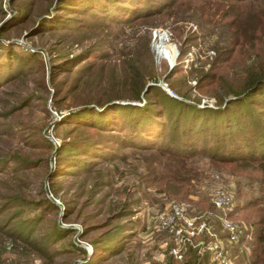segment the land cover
<instances>
[{
  "label": "rangeland",
  "instance_id": "rangeland-1",
  "mask_svg": "<svg viewBox=\"0 0 264 264\" xmlns=\"http://www.w3.org/2000/svg\"><path fill=\"white\" fill-rule=\"evenodd\" d=\"M63 1L0 0V61L10 49L16 60L25 62L16 76L0 85V128L6 129L0 135V158L12 156L8 168L0 170V193L24 198L21 218L40 212L34 228L35 241L42 247L36 249L0 232V264H166L171 254L177 260L173 250L182 249V244L160 229L156 218L170 200L183 201L187 215L205 223L230 264H253L251 247L258 230L251 225L250 211L242 209L257 198L255 207L264 211V182L256 178L258 167L214 163L202 154L172 160L155 151L119 149L72 175L48 177L56 167L53 146L88 134L91 138L105 134L85 127L88 121L71 118L70 113L111 104H142L140 98H130L131 77L120 65L127 58L137 61L138 77L197 109H215L233 99L235 90L263 66L264 0H173L162 13L143 22L98 19L74 22L71 29H46L45 19L51 20L50 11ZM231 24L252 31L246 46L252 42L260 56L244 58V65L235 64L233 57L225 73L219 71L224 75L223 87L231 90L225 94L199 78L212 72L210 63L216 54L233 42ZM256 35L260 41L253 42ZM93 46L96 58L85 52L83 59L75 57L76 66L75 59L65 61ZM32 53L39 55L31 58ZM168 69L173 71L167 73ZM60 118L63 123L52 126ZM24 160L32 163L25 166ZM174 169L187 180L164 181ZM215 189L232 197L231 209L222 212L211 204ZM40 204L46 206L41 210ZM242 212H247V218ZM224 216L244 227L238 244L226 240L220 224ZM47 236L53 241L44 249L40 242ZM199 238L211 237L200 233L195 240ZM106 240L113 242L105 246ZM197 256L190 264H213L208 252Z\"/></svg>",
  "mask_w": 264,
  "mask_h": 264
},
{
  "label": "trees",
  "instance_id": "trees-1",
  "mask_svg": "<svg viewBox=\"0 0 264 264\" xmlns=\"http://www.w3.org/2000/svg\"><path fill=\"white\" fill-rule=\"evenodd\" d=\"M172 1L65 0L63 4L58 5L59 8L50 11L53 16L49 17L51 20L45 19V22L48 23L46 29H71L74 27V22H89L98 19H109V21L125 24L134 21L143 22L144 19L162 13L172 4ZM218 1L236 3L246 0ZM251 15L257 16L256 12H252ZM257 21H261V19L258 18ZM236 25L231 24L229 28L233 35L231 45L216 54L210 63L209 71L212 72L207 71L199 78V82L208 80L209 83L221 88L225 94L231 90L228 91L229 87L227 86L223 87L225 85L224 75L219 71H223L233 57H236L235 64L241 62L240 65H244V58L258 59L260 56L257 47L253 48L252 42L246 46V36L252 31L246 32L244 25L243 27ZM256 40L260 41L258 35L255 36L253 42ZM85 52L92 53L94 58L98 56L94 46L86 47L80 54H76L74 57L70 56L71 58L66 57L65 61L68 62L75 57L77 60L83 59L82 56L86 55ZM181 52L180 49L178 56L181 55ZM21 55L25 56L27 53ZM38 55L32 53L31 58H37ZM4 56L5 58L0 61V85L16 76L18 74L17 69L23 68L25 65L22 60H16V54L10 49L9 52L6 50ZM90 57L88 56L87 59ZM77 60L73 61L75 66L78 63ZM262 64L264 66V62ZM120 65L131 77L129 80V87L132 91L130 98L138 101L140 98L142 101L139 102L142 104H111L98 110L82 108V110L70 113L71 118L88 121V125L85 127L105 134L94 138L88 134L87 138L79 137L77 140L62 141L53 146L56 151V167L49 174L48 180L53 177L72 175L93 160L103 159L107 157L106 154L112 155L116 150L135 149L159 152L173 157L172 160H181L202 154L210 161L223 165L241 164L248 167L253 165L258 167L256 169H258L259 175L256 178L264 182L263 66L259 67L260 73L249 76L246 85L236 89L233 93L235 97L226 101L222 107L197 109L186 104L183 98H174L165 94L157 85L146 81V78L138 77L139 67L133 58L123 60ZM172 71V69H168L167 73ZM223 73L225 72L223 71ZM249 74L251 73H247V75ZM166 77L164 76L165 79ZM178 94L181 95L179 97L187 96L185 93ZM1 113L4 114V112ZM61 120L63 118L58 121L54 120L51 122L52 126L58 122L63 123ZM5 134L6 129L0 128V135ZM11 157L0 158V170L8 168L7 164L11 161ZM24 161L25 166L32 163L31 161ZM184 175L174 169L169 175L170 177H164V181L169 184L183 183L184 180H187ZM255 199L257 198L247 201L242 211L246 209L250 211L251 225L258 230L253 237V246L251 247V253L254 257L253 264H264V211L255 207ZM24 205V198L19 195L0 193V232L8 234L13 240L18 239L41 250L42 247H39L35 241L38 236L35 235L37 229L34 228L41 220V214L39 212L33 217L21 218L22 214H19V209H22ZM44 206L46 205L40 204L41 210ZM12 207H15V210L7 213ZM242 213H244L242 217L247 218V212ZM60 231L69 232L68 229H60ZM51 239L49 236L43 237V242L41 241L40 245L45 244L43 247L45 249L48 244L52 243L53 240ZM111 242L113 241L106 240L104 245L106 246ZM95 248L97 249V246ZM118 248L113 252H116ZM186 250L177 260L172 254L168 256L166 264H176L179 261L182 264L192 263L191 261L197 256L196 249L188 246Z\"/></svg>",
  "mask_w": 264,
  "mask_h": 264
},
{
  "label": "built area",
  "instance_id": "built-area-1",
  "mask_svg": "<svg viewBox=\"0 0 264 264\" xmlns=\"http://www.w3.org/2000/svg\"><path fill=\"white\" fill-rule=\"evenodd\" d=\"M209 200L215 208L221 209L222 212L233 207V204H231L233 201L232 197L221 189H215ZM156 218L159 228L182 244V249L174 248L173 250L176 258H180L186 251V246H190L196 249L198 255L208 252L213 264H230L220 241L212 234L203 221L199 222L198 218L194 216L190 218L187 215L186 204L183 201L170 200L167 209ZM220 220L226 240L233 244L241 242L244 236L242 224L234 222L225 216L220 218ZM200 233L203 235L208 234L211 238L207 241L202 238L195 240L197 236H200Z\"/></svg>",
  "mask_w": 264,
  "mask_h": 264
},
{
  "label": "water",
  "instance_id": "water-1",
  "mask_svg": "<svg viewBox=\"0 0 264 264\" xmlns=\"http://www.w3.org/2000/svg\"><path fill=\"white\" fill-rule=\"evenodd\" d=\"M176 55H177V53H176ZM176 55H175V56H176Z\"/></svg>",
  "mask_w": 264,
  "mask_h": 264
}]
</instances>
